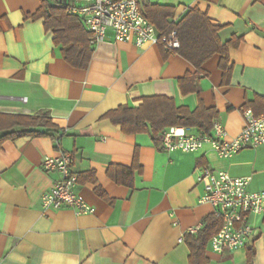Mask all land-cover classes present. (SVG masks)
<instances>
[{
  "label": "crops",
  "instance_id": "obj_1",
  "mask_svg": "<svg viewBox=\"0 0 264 264\" xmlns=\"http://www.w3.org/2000/svg\"><path fill=\"white\" fill-rule=\"evenodd\" d=\"M138 2L140 8H174L173 22L196 9L223 28L221 42L240 39L228 52L229 76H223L220 55L198 74L179 55L164 59L157 46L115 43L112 33L91 47L86 69L74 68L42 19L25 20L41 0H0V114L46 115L60 136L55 140L56 133L42 128L48 135L0 145V264H190L184 236L190 228L204 229L213 216L209 205L199 203L201 168L250 177L247 190L264 191L263 148L230 159L208 145L193 154L166 153L149 133L124 134L105 118L119 107L138 109L146 98L163 97L191 112L199 106L211 110V125L218 122L237 136L243 108L264 114V0ZM187 75L198 77L197 92L183 95L178 82ZM136 151L140 171L128 179L121 168L132 167ZM60 154L72 156V170L79 175L75 191L92 214L43 209L41 198L58 177L43 172L41 163ZM109 169L130 185L114 181ZM250 224L254 234L242 250L215 254L209 240L206 264H264V214L250 218Z\"/></svg>",
  "mask_w": 264,
  "mask_h": 264
},
{
  "label": "built area",
  "instance_id": "obj_2",
  "mask_svg": "<svg viewBox=\"0 0 264 264\" xmlns=\"http://www.w3.org/2000/svg\"><path fill=\"white\" fill-rule=\"evenodd\" d=\"M48 1L62 6L79 20L90 34V47L103 43L107 34L112 33L115 43L133 42L137 48L162 46L172 52L180 49L177 33L158 34L142 14L138 0ZM241 116L243 127L237 136L231 137L218 122L212 123L209 134L193 135L185 128H170L160 135L159 149L166 153L193 154L208 145L222 159H230L247 149H264V114L256 116L250 108H243ZM41 165L43 172L55 173L58 177L41 198L44 210L71 208L77 215L94 212L75 191L79 175L72 170L70 154L45 157ZM197 182L203 188L199 203L209 205L213 217L221 221V229L210 238L211 251L221 254L244 249L254 234L250 218L264 214V191L249 192L250 177L234 178L208 167L199 170ZM200 230V226L190 228L186 235L194 237Z\"/></svg>",
  "mask_w": 264,
  "mask_h": 264
},
{
  "label": "trees",
  "instance_id": "obj_3",
  "mask_svg": "<svg viewBox=\"0 0 264 264\" xmlns=\"http://www.w3.org/2000/svg\"><path fill=\"white\" fill-rule=\"evenodd\" d=\"M144 17L155 27L158 34H168L175 31L180 42V49L177 51H166L159 46L162 57L166 59L169 55H179L189 62L201 73L202 65L214 55H220V68L225 79L229 76L228 52L230 49H237L241 40L232 38L223 43L219 38L222 27L210 24L207 17L196 9H192L178 22H173L174 8L158 5H144L141 8ZM43 20L46 32L54 36V45L61 47L62 57L67 63L78 69H86L92 56L90 47V34L86 32L79 21L69 15L62 6L41 0V7L33 15L25 16V20ZM198 77L187 75L179 80V88L183 95L197 92L196 82ZM215 115L211 110H205L199 106L191 112L186 108H177L172 100L163 97L146 98L138 109L119 107L117 110L108 112L105 116L113 124L121 128L122 133L133 135L147 132L158 147L159 135L166 128L184 127L196 128L204 134L211 130V122ZM46 133H56L54 139H58V129L46 115L21 116L0 114V145L7 140H15L23 137H43L40 129ZM53 136V135H52ZM137 151L134 154L131 168H121L124 175L131 179L135 170L140 171ZM120 170V169H119ZM109 176L116 182L126 184L120 177L113 176L111 170ZM126 185H130L127 183ZM204 229L200 230L197 236L185 235L184 241L190 250V264H206L204 251L210 238L221 229V221L209 217L205 222Z\"/></svg>",
  "mask_w": 264,
  "mask_h": 264
}]
</instances>
